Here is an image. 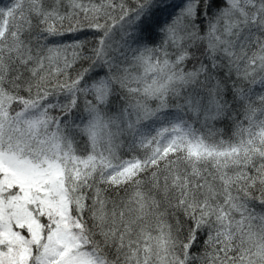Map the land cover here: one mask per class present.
I'll return each instance as SVG.
<instances>
[{
  "label": "snow or ice",
  "instance_id": "snow-or-ice-1",
  "mask_svg": "<svg viewBox=\"0 0 264 264\" xmlns=\"http://www.w3.org/2000/svg\"><path fill=\"white\" fill-rule=\"evenodd\" d=\"M0 264H264V0H0Z\"/></svg>",
  "mask_w": 264,
  "mask_h": 264
},
{
  "label": "trees",
  "instance_id": "trees-1",
  "mask_svg": "<svg viewBox=\"0 0 264 264\" xmlns=\"http://www.w3.org/2000/svg\"><path fill=\"white\" fill-rule=\"evenodd\" d=\"M3 3H7V0H2Z\"/></svg>",
  "mask_w": 264,
  "mask_h": 264
}]
</instances>
